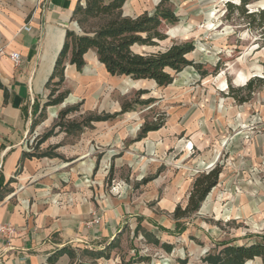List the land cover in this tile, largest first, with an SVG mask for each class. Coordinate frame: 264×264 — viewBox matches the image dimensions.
<instances>
[{
    "label": "rangeland",
    "instance_id": "1",
    "mask_svg": "<svg viewBox=\"0 0 264 264\" xmlns=\"http://www.w3.org/2000/svg\"><path fill=\"white\" fill-rule=\"evenodd\" d=\"M226 1L238 2L169 0L178 20L162 25L167 38L155 46L133 47L136 52L148 53L163 50L173 42L192 41L195 47L188 57L201 63L210 72L207 76L201 77L192 66H186L174 75L172 83L161 87L152 81L114 77L113 82L89 86L83 98L72 97L73 102L47 106L37 116L39 127L28 133L29 152L51 151L57 143L63 146L64 155L58 165L73 160L75 181L90 188L103 175L107 197L130 189L124 179L136 182L142 175L145 177L141 182L155 179L153 183L161 185L158 198L173 196L163 192L166 184L179 180L187 185L199 173L220 168L217 186L206 197L201 210L189 219L191 223L200 216L219 235L200 241L176 234L166 238L173 246L166 252L144 236L129 237L125 226L109 260L102 259V264H112L113 254L121 259V264H207L221 242L250 244L264 235V86L255 81L254 91L243 103H238L232 92L238 96H245L246 92L230 90L242 87L252 77L264 78V45L258 32L248 29L236 13L226 18ZM158 2L126 3L124 12H151ZM262 5L259 1L248 7ZM98 22L89 19L85 27L92 30ZM77 104V110L59 117L60 110ZM122 104L129 110L101 127L92 125L93 128L81 132H66L56 125L110 112ZM142 126L156 129L136 139ZM51 129L50 147H46L48 139L38 143ZM84 132L88 140L81 139ZM77 152L92 155L77 159ZM118 176L123 181H115ZM187 193L181 195L180 204ZM148 205L154 215L167 213L155 198ZM86 223V227H92ZM129 256L136 261L128 263ZM87 257L78 264H98ZM245 264H261V259L255 257Z\"/></svg>",
    "mask_w": 264,
    "mask_h": 264
},
{
    "label": "crops",
    "instance_id": "2",
    "mask_svg": "<svg viewBox=\"0 0 264 264\" xmlns=\"http://www.w3.org/2000/svg\"><path fill=\"white\" fill-rule=\"evenodd\" d=\"M133 1L137 0L125 1L124 15L136 16L144 12H124L125 4ZM77 2L84 4V0H0V224L15 228L10 236L0 234V264H47V257L62 247L69 248L73 254H61L56 264H78L87 255L90 260L102 264V259L109 260L110 256L95 258L89 252L103 249L111 240L116 242L125 226L132 237L138 223L160 243H170L166 238L176 234L200 241L219 235L200 216L190 223L194 214L179 219L181 228H176L173 210L177 204L185 206L195 177L187 185L179 180H173L172 185L166 184L163 192L174 195L159 198L161 185L154 184L155 179L141 182L144 175L136 178V182L124 179L130 189L107 197L103 175L89 188L75 181L73 160L58 165L64 155L61 144L53 146L50 151L53 155H30L35 153L29 152L27 146L31 121L37 118L47 98L46 82L65 31L81 32L72 17ZM12 52L20 54L17 65L9 57ZM84 60L82 69L77 70L68 56L62 87L69 93L62 103L73 102L72 97L87 96L89 86L104 85L122 76L110 75L92 48L84 53ZM120 110L118 106L103 113ZM109 120L93 121L83 129L104 126ZM38 127L39 123L34 129ZM49 137L45 139H48L46 147L53 143ZM83 138L88 140L87 132L82 134ZM77 153H80L77 159L92 155ZM114 180L123 181L119 176ZM186 191L187 197L180 204L181 195ZM154 198L160 209L167 210L166 215H154L148 205ZM94 216H100V222L86 227L85 223ZM136 236L143 237V234L139 231ZM112 258V264L122 263L114 254Z\"/></svg>",
    "mask_w": 264,
    "mask_h": 264
},
{
    "label": "trees",
    "instance_id": "3",
    "mask_svg": "<svg viewBox=\"0 0 264 264\" xmlns=\"http://www.w3.org/2000/svg\"><path fill=\"white\" fill-rule=\"evenodd\" d=\"M125 1L84 0L83 5L79 2L76 3L72 17L77 22L81 32L76 33L69 29L65 31L64 40L54 62L52 73L46 82L49 92L38 115L41 116L47 106L60 104L67 97L68 90H60V88L64 81V68L68 56L69 62L77 70H81L85 64L84 53L90 48L95 50L98 60L110 75H122L135 81L148 79L155 82L157 86H167L172 83L174 75L186 66H192L201 77L210 73L206 68H203L201 63H195L188 57L195 47L192 41L173 42L165 49L154 52L134 51V46H155L166 39L167 34L162 30V25L164 23L174 24L178 20V16L169 5V0H159L151 12L144 11L136 16L124 15L122 7ZM259 1L263 2L262 6L255 9L248 7L250 4ZM226 9V18L236 13L248 29L258 32L259 39L264 45V0L226 1ZM89 19L99 20L98 25L92 30L85 27V23ZM215 71H217V67H215ZM255 81H259L260 85L264 86L263 77H252L240 88L230 87L232 91L246 92L245 96H238L232 92V96L238 103L246 102L249 99L254 91L253 83ZM78 107V104L67 106L60 110L58 115L60 118H64L68 113L77 110ZM128 110L129 108L122 104L119 112L89 115L78 122L68 120L62 123L58 122L56 125L62 127L66 132L81 131L83 127L90 126L93 121L109 120ZM37 123H39L38 118L32 119L30 129H33ZM155 127L142 126L136 139L142 138L148 131L156 129ZM51 134L52 129L45 132L38 143ZM30 155L45 156L53 155V153L44 151ZM220 171V168L214 167L195 176L185 206L182 207L177 204L173 210L172 215L176 219V228L181 226L179 219L199 210L208 193L218 183ZM146 181L148 180L143 179V182ZM139 231L148 241L160 244L166 252L172 250V244L160 243L152 233L143 229L138 223L134 228V235H137ZM220 245H222L220 249L208 258L207 264H245L255 257H259L261 264H264V235L261 236L260 241H254L250 244H233L224 241ZM115 247V240H111L103 249L89 252V254L95 258H108L110 251ZM63 253L70 256L73 254L69 248L62 247L47 257V264H56L58 257ZM134 259V257H130L128 263L135 262ZM138 259L143 260L141 257Z\"/></svg>",
    "mask_w": 264,
    "mask_h": 264
},
{
    "label": "built area",
    "instance_id": "4",
    "mask_svg": "<svg viewBox=\"0 0 264 264\" xmlns=\"http://www.w3.org/2000/svg\"><path fill=\"white\" fill-rule=\"evenodd\" d=\"M10 59L15 65L19 64L20 54L18 52H12L9 54ZM100 222L99 217L94 216L93 219L86 223L87 226H92ZM15 232V228L10 224H0V234H6L7 236L12 235Z\"/></svg>",
    "mask_w": 264,
    "mask_h": 264
}]
</instances>
